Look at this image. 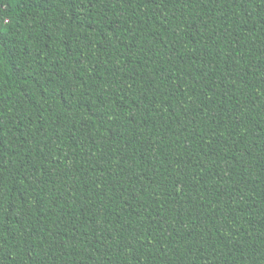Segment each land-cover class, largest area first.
Segmentation results:
<instances>
[{"label":"trees","instance_id":"trees-1","mask_svg":"<svg viewBox=\"0 0 264 264\" xmlns=\"http://www.w3.org/2000/svg\"><path fill=\"white\" fill-rule=\"evenodd\" d=\"M0 264H264V0H0Z\"/></svg>","mask_w":264,"mask_h":264}]
</instances>
